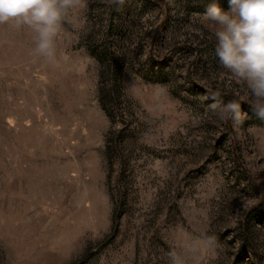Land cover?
I'll use <instances>...</instances> for the list:
<instances>
[{
  "label": "rangeland",
  "instance_id": "374dc122",
  "mask_svg": "<svg viewBox=\"0 0 264 264\" xmlns=\"http://www.w3.org/2000/svg\"><path fill=\"white\" fill-rule=\"evenodd\" d=\"M210 2L84 0L54 63L0 25V264H264V119L219 64Z\"/></svg>",
  "mask_w": 264,
  "mask_h": 264
},
{
  "label": "clouds",
  "instance_id": "9594fccd",
  "mask_svg": "<svg viewBox=\"0 0 264 264\" xmlns=\"http://www.w3.org/2000/svg\"><path fill=\"white\" fill-rule=\"evenodd\" d=\"M122 4L124 0H112ZM84 0H0V25L26 26L34 33L33 52L50 63L56 60V38L64 23H74L73 12L81 8ZM225 11L211 0L205 19L216 30L215 55L220 66L234 78L246 83L251 96L250 109L264 119V0H228ZM207 100L209 97L205 96ZM208 105L221 120L240 122L247 117L241 103L231 100L222 104L218 96ZM203 245L212 246L214 237H207ZM201 244L193 241L185 249L195 257ZM170 264H185V256L175 250L168 252Z\"/></svg>",
  "mask_w": 264,
  "mask_h": 264
},
{
  "label": "trees",
  "instance_id": "16d2710c",
  "mask_svg": "<svg viewBox=\"0 0 264 264\" xmlns=\"http://www.w3.org/2000/svg\"><path fill=\"white\" fill-rule=\"evenodd\" d=\"M115 79H116V81H115V85H116V87L114 88V94L116 93L117 100L119 101V100H120V94H121V86H120V84L118 83V79H119V78L117 77V78H115ZM105 93H106V92H104V90H101V103H102L103 108L105 109L107 115L109 116V118H110L111 120H114L113 112H112V110H110V109L108 108L107 105L114 106L113 101L115 102V99L112 100V99L110 98V97H111L110 92H107L106 94H105ZM117 100H116V101H117Z\"/></svg>",
  "mask_w": 264,
  "mask_h": 264
}]
</instances>
